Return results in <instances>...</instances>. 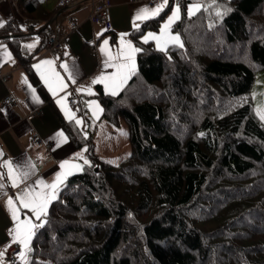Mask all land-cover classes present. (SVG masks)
I'll return each mask as SVG.
<instances>
[{
  "label": "trees",
  "instance_id": "1",
  "mask_svg": "<svg viewBox=\"0 0 264 264\" xmlns=\"http://www.w3.org/2000/svg\"><path fill=\"white\" fill-rule=\"evenodd\" d=\"M190 2L169 0L131 31L141 51L118 95L96 87L100 121L113 132L128 124V156L101 155L92 134L59 114L91 166L69 176L51 203L31 264H264V123L252 95L264 71V0H216L218 9L193 17ZM20 3L35 19L61 8ZM176 3L181 18L172 30L184 47L161 52L154 41L143 43ZM11 45L44 93L30 62L45 44L31 55ZM73 101L89 124L84 98Z\"/></svg>",
  "mask_w": 264,
  "mask_h": 264
},
{
  "label": "crops",
  "instance_id": "2",
  "mask_svg": "<svg viewBox=\"0 0 264 264\" xmlns=\"http://www.w3.org/2000/svg\"><path fill=\"white\" fill-rule=\"evenodd\" d=\"M60 1L61 0H42V4L44 8L51 12L53 10L55 11L57 7H61ZM105 1L111 4L113 24L110 29H107L105 24L94 22L90 19L91 3L87 0H75L74 3L69 6L68 15L76 20L78 27L75 29L72 28L68 19L64 22L65 29L70 30L69 41L67 47H65L63 52L58 56L46 50L48 32L50 31L48 24L51 19L44 20L32 18L25 10V6L20 3V0L0 1V19L7 21L6 25L0 28V45L6 46L15 61V63L7 61L6 57L3 56L2 49H0V65H2L0 68L12 73L9 80H0V149H2L4 153L3 159H10L18 162L30 159L36 165V174L28 181L29 184L33 183L38 178H42L46 182H51L55 174L60 171L59 163L61 161L72 159L76 153L82 152L83 149H85L77 148L74 145L59 120V114H61L64 119L66 118L56 103V97H53L48 91L32 65L45 59L55 60L56 70L65 77V82L68 85L66 91L71 93V95L68 96L67 103L76 114V110L74 106L70 104L69 98L71 96L73 98H84L88 108L87 102L90 101V98L95 97L96 87L98 85H93L92 80L99 76L102 71L111 73L114 70L112 68L105 69L103 67L105 57L99 51L103 40H109V47L113 53H115L119 47V34L128 33L129 35L126 36L125 39L132 41L133 45L136 46L130 34L133 30L132 22L134 15L142 7H155L157 3L162 2V0H154V3L150 4L148 0ZM29 22L34 23L30 26ZM138 23H140V25L142 24V22ZM104 29H107V31H104L103 34L98 37L97 34L101 33ZM34 37L39 38V43L36 47L32 50L24 49L27 55H31L45 44L41 52L33 54L30 62L32 69L43 85L45 90L44 93L38 89L36 82L30 77L29 69L21 63L11 45V42H17L21 44V46L34 43ZM65 53H67V55H65ZM62 62L68 63L70 70L73 71L76 78L75 84L67 80V73L59 67ZM135 63L137 68V54ZM25 77L27 78V84L22 82ZM29 84L31 88L28 87ZM101 85L104 89L103 84ZM89 86H91L94 95L76 91L77 88H87ZM32 88L35 89V95L39 98L40 102H36L33 99ZM64 94L65 93L62 92L59 95L63 96ZM10 95L11 100L7 101L6 97ZM93 101L96 100L94 99ZM37 110L41 112L34 115L32 119H29L28 116ZM89 113L91 114L90 110ZM77 118L83 119L84 124L81 127L85 128L86 119L82 116H77ZM60 130L64 132L68 140L67 143L57 147V141L53 137ZM36 134L40 137L41 142L35 139ZM83 154L86 157V152ZM77 162L83 165L82 160ZM0 171L3 170L0 169ZM3 182L6 185L4 191H6L8 195L15 197V194L20 189H13L7 186V179ZM23 187L24 185H21V188ZM6 199L7 197L0 195V250L9 243L10 238L8 236V230L13 227L10 213L5 207ZM28 215L30 216L31 213H28ZM21 218L23 219V213ZM34 222L40 223V221L35 220ZM18 262L20 263V261ZM5 264L12 263L5 261Z\"/></svg>",
  "mask_w": 264,
  "mask_h": 264
},
{
  "label": "snow or ice",
  "instance_id": "3",
  "mask_svg": "<svg viewBox=\"0 0 264 264\" xmlns=\"http://www.w3.org/2000/svg\"><path fill=\"white\" fill-rule=\"evenodd\" d=\"M168 6V0H162L161 3H157L155 7H142L139 9L133 17L132 26L133 29L139 30L140 23L150 19H154L160 15V13ZM210 8H219L216 4V0H210L209 3H202V0H191L187 6V15L189 17L195 16L197 13L204 11L208 12ZM230 11V9H225ZM224 12L219 10L215 11V16L223 18ZM181 18V7L177 3L171 10V15L161 25L159 33L148 32L143 35L142 42L147 44L149 41H154L157 50L166 52L169 45L178 46L183 48L184 45L181 42L179 34H173V24ZM7 21L0 19V28L6 25ZM209 27H215L214 24H209ZM104 31L98 33L97 36H101ZM128 33L119 34V47L115 53L109 47V40L104 39L100 45L99 51L105 57L103 61V67L105 69H114L111 73H102L92 80V84H103L106 95L116 96L120 91L124 89L128 81L136 75V54L141 51L140 48L133 45L132 41L126 40L125 37ZM34 43L23 45L24 48L32 50L39 43V38L34 37ZM3 56L7 61L15 63L11 53L7 50L6 46L0 45ZM67 55V53H65ZM58 59V58H57ZM2 66V65H0ZM32 67L39 74L40 79L47 87L48 91L56 97V103L63 112L65 118L69 122H74L77 126H83L84 121L81 118H77L75 112L69 107L67 103L68 96L71 93L66 91L68 85L65 82V77L56 70L54 59L41 60L38 63L32 65ZM59 67L67 73V80H70L73 84L76 83V78L72 70H70L68 63L62 62ZM23 83L27 84V78H23ZM31 88V85H28ZM33 99L36 102H40L39 98L35 95V89L32 88ZM77 92H86L88 95H94L91 86L87 88H77ZM65 93L63 96L60 93ZM88 109L92 113L94 119H99L100 113L103 109L96 101H88ZM256 115L261 121H264V106L256 109ZM122 134L126 135V133ZM200 135H204L201 133ZM57 141V147L67 143L68 138L65 136L62 130L58 131L53 137ZM86 138V136H85ZM88 149H83L82 152L76 153L72 159L63 160L59 163V169L54 179L51 182H46L42 178L36 179L33 183L29 184L28 181L36 174V165L27 159L22 162L13 161L10 159H3L4 153L0 149V195L7 197L5 200V207L10 213L13 221V227L8 230L9 243L0 250V264H5V256L9 248L12 245H18L19 251L17 252V258L20 264H31L29 254L32 252L31 242L35 236L36 230L44 227L45 221L43 217L48 214V208L50 204L58 199L61 187L65 184L67 178L76 172L83 171V165L91 166V162L84 156V152ZM82 160L83 165L77 161ZM5 179L8 181V185L13 189H20L15 197L8 195L5 190L6 185L3 182ZM21 185H24L21 188ZM23 213V219L21 215ZM28 213H31L29 216ZM40 221V223H35ZM15 264V262H13Z\"/></svg>",
  "mask_w": 264,
  "mask_h": 264
},
{
  "label": "built area",
  "instance_id": "4",
  "mask_svg": "<svg viewBox=\"0 0 264 264\" xmlns=\"http://www.w3.org/2000/svg\"><path fill=\"white\" fill-rule=\"evenodd\" d=\"M0 1H14V0H0ZM75 0H61L62 8L58 15L54 16L48 27L50 31L48 32V44L46 50L52 52L55 55H60L64 48L67 46L69 38V30L65 29L64 22L68 18L70 26L72 28H77V22L73 18L68 16V7L74 3ZM91 3L92 11L90 18L94 22L104 23L108 28L112 26L113 16L111 10V4L105 0H88ZM150 4L154 3V0H148ZM34 22H29V25H33ZM12 73L10 71H4L0 68V80L7 81L11 78ZM6 100H11V95L6 97ZM70 103H73V98H70ZM41 111L37 110L34 113L28 116L29 119H32L34 115L39 114ZM35 139L38 142H41L40 137L36 134ZM19 251L18 245H12L8 249L6 255V262H16L17 261V252Z\"/></svg>",
  "mask_w": 264,
  "mask_h": 264
},
{
  "label": "rangeland",
  "instance_id": "5",
  "mask_svg": "<svg viewBox=\"0 0 264 264\" xmlns=\"http://www.w3.org/2000/svg\"><path fill=\"white\" fill-rule=\"evenodd\" d=\"M176 4H174L173 7ZM172 8H171V10H172ZM60 10H61V8L55 12L54 16L58 15ZM170 15H171V11L163 18L162 24L168 19V17ZM148 32H153V33H157V34L159 33V32L153 31V30H148L146 32V34ZM172 32H173V34H178V33H175L173 30H172ZM252 95H253V102H254L255 113H256V109L258 107L264 106V71H260L257 73L256 81H255V84H254L253 90H252ZM94 99L100 105V107L103 109L101 103L99 102V100L97 98L92 97L89 100L93 101ZM102 113H100L98 120L94 119L92 117V113L90 114L91 122L89 124L85 125V130L87 131V134H92L95 137V142L97 144L99 153L101 155L109 156V157H116L117 156V158H124V157L128 156L131 153V144L128 140V124H127V122L123 121L121 128L119 130H116V132H113L112 130H115V128L108 125L106 123V121H100ZM262 122L264 123V121H262ZM112 132H113V134H112ZM122 132L126 133V135L122 134ZM113 155H115V156H113ZM118 160H116V161H118ZM32 241H33V239H32ZM31 244H32V242H31Z\"/></svg>",
  "mask_w": 264,
  "mask_h": 264
}]
</instances>
